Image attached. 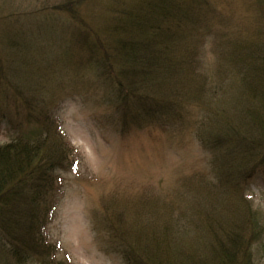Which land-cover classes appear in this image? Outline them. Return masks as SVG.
<instances>
[{
	"label": "rangeland",
	"instance_id": "rangeland-1",
	"mask_svg": "<svg viewBox=\"0 0 264 264\" xmlns=\"http://www.w3.org/2000/svg\"><path fill=\"white\" fill-rule=\"evenodd\" d=\"M100 1L86 0L88 4L80 10V21L87 20L93 30L102 23L94 17L89 18V14L99 15L104 21L110 20L108 13L103 14L91 6L93 3L90 2L99 5ZM62 2L0 0V35L7 30L12 46L20 45L21 41L24 43L23 40L29 46L28 54L13 52L24 59V62L20 60L14 64L9 57L12 50L0 51L4 53H1L2 65L9 73L0 82L9 101L0 113V143L16 134L17 124L27 126V113L35 115L30 111L32 104H22L20 98L10 95L9 91L13 90L8 88V91L5 82L7 86L12 81L16 83L11 85L19 92L26 88L22 82L30 85L51 79L46 82L50 86L56 80L61 84L53 90L58 99L54 119L57 132L73 151L74 163L72 168H67L68 161H65L55 170V209L43 230L46 241L56 244L53 259L63 260L66 264H124L109 239V224H113L112 217L117 220L116 216L124 226L139 227L142 223L140 217L147 216L156 222V218L160 220L159 214L167 212L166 220L187 225L189 239L198 241L200 239L195 236L201 224L200 221L198 226L194 223L192 213H197L200 205L202 209H208L209 201L213 203L212 210L215 206L225 207V212L234 215V210L240 209L245 215L253 216L259 234L249 242L247 249L251 264H264V171L258 169L243 183L229 177L223 182L224 186L219 181L225 178L224 174L220 169H213L212 159L216 156L210 152L213 143L202 139L213 130L211 125L215 127L210 124L214 115L229 106L231 112L238 110L231 105L232 94L227 92L233 85H238L237 79L234 81L232 75L218 79L217 72L224 65L230 70L235 69V61L229 63L228 53H223L222 47L215 45L221 42L215 29L207 33L203 27L209 22L217 25L224 16L228 19L230 40H255L254 43L264 45L260 40L264 37V0H208L206 5L210 11L206 14L203 29L198 27L188 36V43L183 42L187 52L191 48L195 51L198 64L191 65L198 85L192 91L193 97L190 95L185 100L187 103L183 109L186 111L175 118L149 116L137 123L130 121L137 119L126 120L122 107H119L120 100L112 98L115 87L107 81L109 78L102 75L103 79L93 81L95 71L85 70L82 77L84 88L68 89L71 84H79L78 78L73 77L75 73L69 72L65 65L69 53L68 30L81 28L76 21L78 16L73 20L66 12L53 9ZM203 32L205 34L198 39ZM90 40L93 41V37L90 36ZM80 43L73 48L75 59L87 61ZM193 78L187 74L181 77L189 90L193 88ZM101 81L106 87L99 85ZM64 86L68 87L67 90H62ZM101 90L111 98L105 97ZM195 95L199 97L197 101ZM35 98L40 103L48 100H43L40 94ZM199 134L203 137H196ZM240 200L246 201L245 204L240 205ZM237 201L239 204L235 207ZM185 214L193 220L190 224L187 220L185 222ZM33 264H40L39 260Z\"/></svg>",
	"mask_w": 264,
	"mask_h": 264
},
{
	"label": "trees",
	"instance_id": "trees-1",
	"mask_svg": "<svg viewBox=\"0 0 264 264\" xmlns=\"http://www.w3.org/2000/svg\"><path fill=\"white\" fill-rule=\"evenodd\" d=\"M207 2L101 0L99 5L90 2L92 7L103 14L108 13L110 18L104 21L99 19V15L89 14V18L94 17L102 23L95 30L87 20L79 19L81 8L88 4L86 0H63L53 9L66 12L73 20L78 16L76 21L81 28H75V31L67 29L70 36L65 65L79 80V84H71L67 88L76 91L80 86L84 88L82 77L88 69L95 71L93 81L103 79L102 75L109 78L107 81L115 87L112 98L120 100L119 107H122L126 120L137 119L130 120L136 123L149 116L169 115L175 118L186 111L183 109L185 100L190 95L193 97L192 91L198 85L191 65L198 64L195 51L191 48L187 52L183 42L188 43V36L198 27L206 28L207 33L215 29L221 39L215 45L222 47L223 53H228L229 63L235 61L236 64L233 70L224 65L217 71L218 79L226 75H232L234 81L237 79L238 85H233L227 92L232 94L231 105L238 110L231 112L230 106V109L224 108L213 116L215 119L212 117L210 124H215V127L211 125L213 130L207 138L201 134L196 137L213 143L210 151L216 155L212 159L213 169H220L224 174L225 178L219 181L225 186L223 182L229 177L236 180L238 176V181L243 183L258 169L264 171V45L261 44V48L259 43H254L257 42L255 40H230L228 19L224 16L217 25L205 24L206 14L210 11ZM6 31L0 35V51L7 53L12 50L9 55L12 64L20 60L24 62L17 55L22 51L28 54L29 46L25 40L12 46ZM203 34L205 32L198 39ZM260 40L264 41V37ZM77 42H81L79 47L84 48L87 61L75 59L73 48ZM1 53L0 82L9 75L2 65L4 58ZM186 74L194 79L191 90L181 80ZM14 76L15 69L12 80ZM47 81L51 79L30 85L22 82L26 88H21V92L11 85H17L13 81L10 86L5 82L6 89L13 90L9 91L10 95L20 98L22 104H32L30 111L35 115L27 113V126L17 124L16 134L7 142L0 143V264H33L35 260L40 264H66L63 260L53 259L56 244L46 241L43 232L55 209V170L65 161H68L67 168H72L74 163L73 151L57 132L54 119L58 99L53 90L61 84L56 80L50 86ZM103 82L98 84L106 87ZM199 84L202 85L201 82ZM67 88L64 86L62 90ZM101 92L110 97L105 91ZM37 94L48 100L38 102ZM7 97L0 88V113L9 102ZM198 98L195 95L196 101ZM219 171L216 172L218 176ZM244 202L240 200V205ZM207 203L208 209H202L200 205L198 212L192 213L194 223L198 226L200 221L201 224L197 227L199 235L195 236L200 240L189 239L187 225L166 220L167 212L159 214L160 220L156 218V222L147 216L144 219L140 217L142 223L139 227L124 226L116 216L117 220L112 217L113 224H109L113 250L116 249L124 264H251L247 247L259 234L253 216L245 215L240 209L234 210V215L225 212V207L215 206L212 210L210 206L213 203ZM186 220L189 224L193 221L189 220V215L185 216Z\"/></svg>",
	"mask_w": 264,
	"mask_h": 264
},
{
	"label": "bare ground",
	"instance_id": "bare-ground-1",
	"mask_svg": "<svg viewBox=\"0 0 264 264\" xmlns=\"http://www.w3.org/2000/svg\"><path fill=\"white\" fill-rule=\"evenodd\" d=\"M238 179H239V177L238 176H236V182L238 181ZM239 182V181H238Z\"/></svg>",
	"mask_w": 264,
	"mask_h": 264
}]
</instances>
